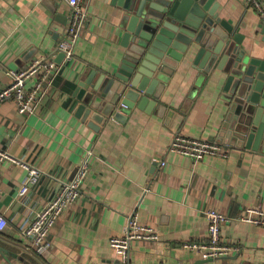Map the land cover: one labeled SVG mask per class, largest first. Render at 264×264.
Segmentation results:
<instances>
[{
	"label": "crops",
	"instance_id": "obj_1",
	"mask_svg": "<svg viewBox=\"0 0 264 264\" xmlns=\"http://www.w3.org/2000/svg\"><path fill=\"white\" fill-rule=\"evenodd\" d=\"M87 21L71 58L55 48L70 18L65 0H0V89L9 82L5 70L25 68L36 57L53 58L57 72L29 114L12 99L0 102V147L16 163L0 170V264H122L109 239L124 232L133 211L159 236L157 242H134L128 264H194L199 258L181 250L184 241L207 240L204 211L227 216L221 239L237 249L202 264H264V225L240 219L248 207L264 212V140L257 150L234 137V120L223 90L224 73L203 71L188 52L168 68L159 86V104L150 111L125 108L117 118L103 113L112 89L91 97L80 82L93 71L114 70L123 57L119 18L111 0H84ZM217 14L241 35L240 46L264 60V32L256 9L245 0H215ZM264 22V21H263ZM33 80L27 82L32 85ZM103 94V96H102ZM176 133L217 140L231 148L227 157L193 160L168 150ZM90 151L82 193L53 224L50 245L37 254L20 233L43 204L54 197L61 180H71ZM163 160L159 166L154 162ZM23 164L40 170L30 182ZM28 190L19 196L21 185ZM148 187L145 191L144 188Z\"/></svg>",
	"mask_w": 264,
	"mask_h": 264
},
{
	"label": "water",
	"instance_id": "obj_2",
	"mask_svg": "<svg viewBox=\"0 0 264 264\" xmlns=\"http://www.w3.org/2000/svg\"><path fill=\"white\" fill-rule=\"evenodd\" d=\"M120 6L121 45L125 48L114 70L91 72L80 82L78 96L87 98L79 107L92 105L91 97L111 92L113 103L103 113L122 118L125 108L137 102L150 111L159 104L157 89L166 79L171 61L194 52V63L203 71L224 73L223 90L234 120V137L245 148L257 150L264 140V60L240 46L241 35L216 12L215 0H111ZM264 32V22H262ZM83 32V30H82ZM81 32V33H82ZM172 63V64H171ZM173 64V66H174ZM103 96V94H102ZM7 250L0 245V253ZM215 258H198L202 264Z\"/></svg>",
	"mask_w": 264,
	"mask_h": 264
},
{
	"label": "built area",
	"instance_id": "obj_3",
	"mask_svg": "<svg viewBox=\"0 0 264 264\" xmlns=\"http://www.w3.org/2000/svg\"><path fill=\"white\" fill-rule=\"evenodd\" d=\"M70 8V18L65 27L63 39L55 48L56 52H61L64 58H71L75 42L87 21V10L84 0H65ZM246 4L253 6L261 21H264V0H245ZM0 70L2 66L0 65ZM10 79L7 85L0 89V102L12 99L20 113L29 114L33 107L41 100L44 92L52 82L53 75L57 72V65L53 58L43 56L34 58L27 67L20 69L5 70ZM33 80L32 85L27 86V82ZM231 146L228 143L185 136L176 133L170 141L168 150L198 160L205 155L227 157ZM90 151L87 152L83 161L79 164L74 177L71 180H61L58 191L51 199L47 200L43 206L35 213L33 219L22 226L20 233L27 238L37 254L44 253L50 245L49 233L58 216L63 210L73 206L81 196V184L86 175ZM12 158L9 153L0 147V170L4 160ZM154 162L159 166L164 164L163 160ZM27 169L28 181H34L40 174V170L34 166L23 164ZM28 190V185L23 182L18 195L24 196ZM145 191L148 187L144 188ZM207 219V240L204 242L184 241L181 243V250L192 251L200 258H218L230 255L237 248L224 242L220 237V227L227 216L215 209L207 208L205 211ZM241 220L264 225V212L259 206L248 207L242 213ZM7 222L0 213V229L6 226ZM158 234L155 230L144 222H141L134 211L126 218L124 232L120 236L109 239V245L116 254L119 255L122 264H128L129 249L134 242H157Z\"/></svg>",
	"mask_w": 264,
	"mask_h": 264
}]
</instances>
